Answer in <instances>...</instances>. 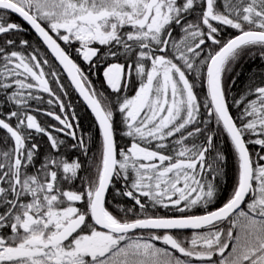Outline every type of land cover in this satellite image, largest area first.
Instances as JSON below:
<instances>
[{
	"label": "snow or ice",
	"instance_id": "obj_1",
	"mask_svg": "<svg viewBox=\"0 0 264 264\" xmlns=\"http://www.w3.org/2000/svg\"><path fill=\"white\" fill-rule=\"evenodd\" d=\"M0 264H264V0H0Z\"/></svg>",
	"mask_w": 264,
	"mask_h": 264
}]
</instances>
